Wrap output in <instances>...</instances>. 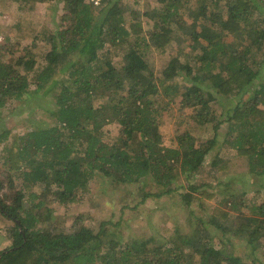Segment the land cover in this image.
I'll list each match as a JSON object with an SVG mask.
<instances>
[{
  "label": "trees",
  "instance_id": "1",
  "mask_svg": "<svg viewBox=\"0 0 264 264\" xmlns=\"http://www.w3.org/2000/svg\"><path fill=\"white\" fill-rule=\"evenodd\" d=\"M58 1L63 13L56 33L47 35L44 65L35 69L30 52L0 59V110L28 94L53 103L48 126L0 133V143L11 139L0 167V213L14 222L13 243L0 249V264H264V200L248 212L236 208L234 195L211 204L190 234L177 230L165 243L124 242L108 222L98 232L83 225L53 232L49 208L50 202L81 203L97 176L159 189L144 192L142 201L171 194L182 176L188 191L183 200L205 205L203 196L211 199L215 186L193 181L205 165L230 171L222 180L239 187L240 198L247 195L252 179L264 176V0H201L194 10L188 0H154L148 11L130 18L121 0L97 6ZM5 27L0 21V35ZM173 40L181 48H173ZM230 95L236 102L216 115L218 98ZM178 96L180 110H191L194 124L215 122L214 137L197 142L189 131H178L175 147L163 145L164 110ZM28 106L32 112L41 108ZM217 144L232 149L235 158H219ZM251 193L256 200L258 191ZM230 241H239L250 255L236 254L227 247Z\"/></svg>",
  "mask_w": 264,
  "mask_h": 264
},
{
  "label": "rangeland",
  "instance_id": "2",
  "mask_svg": "<svg viewBox=\"0 0 264 264\" xmlns=\"http://www.w3.org/2000/svg\"><path fill=\"white\" fill-rule=\"evenodd\" d=\"M199 1L201 0H188L187 5L191 10H194L199 6L197 4ZM153 3H155L154 0H121L120 6L124 11V15L130 18L133 16V12L140 11L143 13L148 11ZM224 5V2L220 3L223 13H225ZM62 7L63 4L58 0H46L45 2H39L38 0H0V21H4L6 25L5 29H2L4 35H0V59L11 61L30 52L35 59V69L43 66L45 63L44 55L50 49V45L47 43V35L56 33L60 15L63 13ZM257 16H252V19ZM183 19L190 23L187 16H184ZM24 33L28 37H22L21 34L24 35ZM6 35L9 38L7 42L4 40ZM40 35L43 36L42 39L38 38ZM177 41L173 40L171 42L173 48L178 49L180 47ZM186 42L187 40L184 44ZM187 48L188 51L190 50L189 53H196L192 52L189 46L185 49ZM262 48V52H264V47ZM257 59L258 56L255 60L257 61ZM150 62L154 64L156 61L151 58ZM176 81L181 83L182 80L177 79ZM31 89H34V87ZM179 100L180 97L178 96L165 107V113L160 125L163 145L165 147H175L177 144L175 136L178 131H189L197 142L214 137L215 122L203 127L194 124L189 116L191 115V110H180ZM31 102L38 103L41 108L34 110V112L30 111L28 104L30 105ZM233 102H236V99L231 95L220 96L218 103L213 107L216 111L215 114H220L222 110L231 108ZM51 108H53V103H50L47 96L37 94L32 96V94H28L19 102H13L7 108L0 110V133L8 131L11 134L22 135L27 131L36 129L38 126H48L50 120L48 119L47 110ZM183 112L185 113L184 118ZM181 118H183L182 121ZM110 129H112L113 133L118 131L115 125ZM218 131L220 134L219 139H221L226 131L225 125L220 126ZM10 141L11 139L9 138L8 141L0 143V167L2 168L3 164L1 163L5 157L4 146L8 145ZM217 146L220 150L215 152L223 161L227 162L228 159L234 157L235 153L232 149L219 144ZM232 162L236 163V161ZM221 174L226 177L231 172L213 169L211 166L205 165L203 171L197 173L194 178V182L212 181L215 186L214 195L211 199H206L207 196H203L202 202H205V205H198L197 201L191 205L183 200L182 195L188 191L185 190L187 184L182 176L176 181V190L171 194L161 198L149 197L144 201H142L144 192L157 193L159 191L155 185L151 183L145 184L146 182L124 184L109 182L102 176L94 177L90 182L89 192L83 195L81 203L71 207H63L55 202H50L49 208L53 210V215L55 216L51 231L71 232L83 225L98 232L100 223L108 222L107 228L109 231L119 234V237H122L124 242L136 238L144 241L165 243L177 230V234L182 236L190 234L194 229L193 223H198V215L205 216L211 204L219 205L224 199L234 195L239 199L237 200L236 208L248 212L250 205L264 200V193L262 192L264 189V176L253 178L252 185L254 186L248 188L249 193L240 198L238 195L241 189L235 187L234 183L226 185V182L220 177ZM15 183L16 188L19 189L21 181L16 178ZM34 191L38 193L39 189L36 188ZM251 191H258L256 200ZM220 207L228 209L229 206L220 205ZM13 227L14 222L0 213L1 250L12 245L11 230ZM209 236L214 237L213 243L218 246L219 238L212 233ZM227 247L229 249L235 248L236 254L244 255V257L251 253L239 241H235L234 246L230 241Z\"/></svg>",
  "mask_w": 264,
  "mask_h": 264
},
{
  "label": "built area",
  "instance_id": "3",
  "mask_svg": "<svg viewBox=\"0 0 264 264\" xmlns=\"http://www.w3.org/2000/svg\"><path fill=\"white\" fill-rule=\"evenodd\" d=\"M94 6H97L101 0H89Z\"/></svg>",
  "mask_w": 264,
  "mask_h": 264
}]
</instances>
